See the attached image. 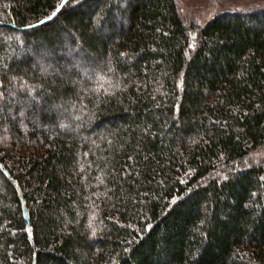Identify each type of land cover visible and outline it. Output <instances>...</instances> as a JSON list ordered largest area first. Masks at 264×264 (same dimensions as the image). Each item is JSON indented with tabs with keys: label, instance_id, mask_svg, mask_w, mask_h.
<instances>
[{
	"label": "trees",
	"instance_id": "trees-1",
	"mask_svg": "<svg viewBox=\"0 0 264 264\" xmlns=\"http://www.w3.org/2000/svg\"><path fill=\"white\" fill-rule=\"evenodd\" d=\"M230 2L0 0V264H264V5Z\"/></svg>",
	"mask_w": 264,
	"mask_h": 264
},
{
	"label": "rangeland",
	"instance_id": "rangeland-1",
	"mask_svg": "<svg viewBox=\"0 0 264 264\" xmlns=\"http://www.w3.org/2000/svg\"><path fill=\"white\" fill-rule=\"evenodd\" d=\"M184 12H189L199 19H207L211 14L212 0H180ZM227 7L243 8L250 4L264 5V0L246 1V0H231ZM219 9V8H218Z\"/></svg>",
	"mask_w": 264,
	"mask_h": 264
},
{
	"label": "water",
	"instance_id": "water-1",
	"mask_svg": "<svg viewBox=\"0 0 264 264\" xmlns=\"http://www.w3.org/2000/svg\"><path fill=\"white\" fill-rule=\"evenodd\" d=\"M66 0H64V2H65Z\"/></svg>",
	"mask_w": 264,
	"mask_h": 264
}]
</instances>
